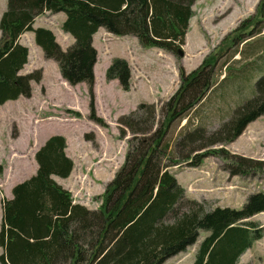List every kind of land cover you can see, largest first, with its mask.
<instances>
[{"label": "trees", "instance_id": "trees-1", "mask_svg": "<svg viewBox=\"0 0 264 264\" xmlns=\"http://www.w3.org/2000/svg\"><path fill=\"white\" fill-rule=\"evenodd\" d=\"M196 1L7 0L0 19V105L31 97L32 81L41 80V75L21 73L30 50L20 38L32 31L44 56L58 63L65 81L73 86L88 84L89 118L107 127L96 114L92 97L98 60L94 34L103 27L117 36H135L142 46L182 56ZM46 11L66 14L62 29L74 38L67 49L52 29L34 27L37 17ZM263 28L264 0H260L255 14L241 20L196 70L186 74L180 69V86L160 109L156 102H141L118 118L120 137L131 133L128 150L123 165L97 197L101 200L98 208L75 202L73 193L54 179V175L69 177L74 161L66 154L65 136L49 137L35 154L37 173L17 183L11 198L0 200V263L164 264L200 240L191 264H240L254 242L264 237V225L253 219L264 212V192L251 194L241 208L207 209L204 203L187 197L186 188L170 168L183 163L198 167L213 155L233 175L264 176V160L225 148L264 115V39L249 40ZM242 44L245 48H240ZM256 51V60L238 68L230 63L238 54ZM222 59L228 63L220 80ZM106 79H117L124 90H130L128 60L113 58ZM227 87L232 88L225 90ZM212 92H219L223 115L226 96L237 95L238 101L232 111L228 109L230 118L228 115V120L210 130L198 114ZM194 116L197 124H193ZM179 119L186 124L171 148L167 135ZM3 171L0 164V176ZM200 230L208 232L202 240Z\"/></svg>", "mask_w": 264, "mask_h": 264}, {"label": "rangeland", "instance_id": "rangeland-1", "mask_svg": "<svg viewBox=\"0 0 264 264\" xmlns=\"http://www.w3.org/2000/svg\"><path fill=\"white\" fill-rule=\"evenodd\" d=\"M259 1L197 0L194 5L195 16L191 27L189 26L186 43L182 46V56L160 48L142 46L129 37L114 39L110 44V52H100L92 96L96 114L105 120L107 127H102L89 118L91 94L88 84L81 82L75 86L69 85L62 78L58 63L47 59L42 48L36 44L34 32H25L20 41L29 47L30 57L21 73L41 75V80L32 81L31 97L21 96L17 100L0 105V164L4 168L0 176V200L9 198L13 185L30 176L35 147L50 133L67 135L73 140L81 136L93 156L90 168L86 171L90 175L97 169L108 171V175L101 176V185L94 178H89L86 184L92 189L82 196L88 207H99L101 200L97 197L105 191L108 183L123 165L128 150L127 139L131 136L128 132L126 137H120L118 118L134 110L141 102H156L160 109L162 103L177 92L181 83L180 69L183 68L186 74L196 70L241 20L255 14ZM6 6L7 0H0V19ZM65 18V13L59 15L47 11L36 19L34 27L52 29L57 34V41L67 49L74 43V39L62 29ZM129 39L131 42L128 43ZM263 39L264 28L262 33L249 40L256 43ZM101 40L105 43L107 41L104 36ZM240 48L245 46L242 44ZM258 54V51L245 56L238 54L230 63L238 68L256 60ZM115 57L130 58L128 62L131 69V88L128 91L123 89L118 80H106L107 67ZM226 63L228 62L222 59L218 68L220 80L227 73ZM231 88L227 87L225 90ZM219 92L210 94L198 114L200 122L210 130L217 128L224 119L230 118L228 109L232 111L238 101L237 95L230 99L226 96V112L223 115L219 108ZM76 112H80V117L76 116ZM159 116L161 117L160 114ZM193 118V124H197V117ZM185 124L186 120L182 119L173 123L166 139L171 148ZM249 125L241 136L228 143L225 148L241 156L264 160V115ZM223 164L221 158L211 155L198 167L183 163L171 167L170 171L176 174L179 182L186 188L187 197L204 203L207 209L217 206L241 208L251 194L261 190L264 192V176L257 173L233 175L224 169ZM2 215L0 203V229ZM253 219L264 225V212L255 215ZM207 234V231L200 230L199 239L202 240ZM199 242L200 240L186 251L169 258L164 264H191ZM2 252L3 248L0 246V254ZM240 264H264V237L254 242L242 256Z\"/></svg>", "mask_w": 264, "mask_h": 264}, {"label": "crops", "instance_id": "crops-1", "mask_svg": "<svg viewBox=\"0 0 264 264\" xmlns=\"http://www.w3.org/2000/svg\"><path fill=\"white\" fill-rule=\"evenodd\" d=\"M45 13H47V12H45ZM61 13H63V12H61ZM61 13H58V14L60 15ZM193 18L194 17H192V19L190 20V27H191V23L193 21ZM190 27H189L188 30H190ZM68 35H70V34H68ZM103 36L107 38L106 43L103 40H101ZM56 37H57V34H56ZM119 37H129V38L133 39V41L135 40L138 43H140L138 41L137 37H135V36H131V35L116 36V35L108 32L105 28H100L95 33V35L93 37V44H94V46L96 47V49L98 51V60H99L100 52L101 51H103V52H110L111 51V45H110L111 42L114 39H117ZM20 40H21V38H20ZM127 42L129 43V42H131V40L129 39V40H127ZM123 58H125V59H127V60L130 61V58H127V57H123ZM98 60H97V62H98ZM94 70H95V76H96V65L94 67ZM96 79H97V76H96ZM112 81H114V80H111L110 82H112ZM107 82H108V80H107ZM95 84H96V82H95ZM94 89H95V86H94ZM249 127H250V125H248L247 128H249ZM52 135H54V134H50V133H47L46 134V137L43 139V141L40 143V145H37L35 147V154H36L37 150ZM64 136L67 139L66 154L70 158L73 159V161L75 163L74 169H73L71 175L69 177H67V178H63V177L56 176V175H54L53 177L63 187H65L66 189H69V190L72 191L73 196L75 198V202H79V203H82V204H85L86 205V203L82 200V196H83L84 193H86L87 190L92 189L91 187H89L86 184V181L89 178L92 177L96 181H98L100 183V185H101L102 184V180H100L101 179V176L102 175H108V171L106 169H104V170H100V169L98 170L97 169V170H95V171L92 172V175H90L89 172L86 171V169L87 168L88 169L90 168V164H91V162L93 160V156H92L91 152L88 150V146H87L86 142L83 140L85 142V144H83V141L81 139L82 138L81 136L77 140H73V138H71V137H69L67 135H64ZM29 145L31 146V141L29 142ZM108 146H110V145L108 144ZM125 159H126V157H125ZM38 168H39V165H38V162H37V160L35 158L33 160V163H32V173L27 178H30L32 175L36 174ZM82 176H83V178H82ZM75 180H76V183H74ZM102 191H103V189L99 193H101ZM10 194H11V196H9V198L12 197V193H10Z\"/></svg>", "mask_w": 264, "mask_h": 264}]
</instances>
